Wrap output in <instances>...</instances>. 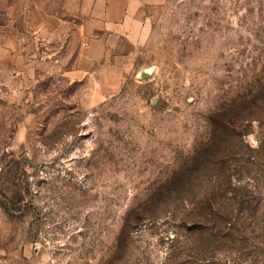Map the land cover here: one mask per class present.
Here are the masks:
<instances>
[{
	"label": "rangeland",
	"instance_id": "obj_1",
	"mask_svg": "<svg viewBox=\"0 0 264 264\" xmlns=\"http://www.w3.org/2000/svg\"><path fill=\"white\" fill-rule=\"evenodd\" d=\"M60 11L0 0V264H264V0H161L75 81Z\"/></svg>",
	"mask_w": 264,
	"mask_h": 264
},
{
	"label": "crops",
	"instance_id": "obj_2",
	"mask_svg": "<svg viewBox=\"0 0 264 264\" xmlns=\"http://www.w3.org/2000/svg\"><path fill=\"white\" fill-rule=\"evenodd\" d=\"M61 16L79 40L72 55V81L96 72L113 43L126 35L144 8L161 0H60ZM2 73L3 71L0 70ZM80 80V79H79Z\"/></svg>",
	"mask_w": 264,
	"mask_h": 264
}]
</instances>
